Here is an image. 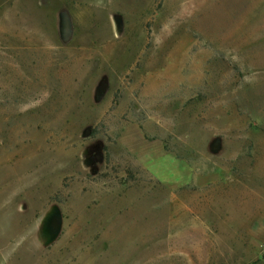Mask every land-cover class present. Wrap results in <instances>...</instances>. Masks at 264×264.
Segmentation results:
<instances>
[{
  "label": "rangeland",
  "instance_id": "rangeland-1",
  "mask_svg": "<svg viewBox=\"0 0 264 264\" xmlns=\"http://www.w3.org/2000/svg\"><path fill=\"white\" fill-rule=\"evenodd\" d=\"M264 0H0V264H264Z\"/></svg>",
  "mask_w": 264,
  "mask_h": 264
},
{
  "label": "built area",
  "instance_id": "built-area-1",
  "mask_svg": "<svg viewBox=\"0 0 264 264\" xmlns=\"http://www.w3.org/2000/svg\"><path fill=\"white\" fill-rule=\"evenodd\" d=\"M263 248H264V245H263Z\"/></svg>",
  "mask_w": 264,
  "mask_h": 264
}]
</instances>
